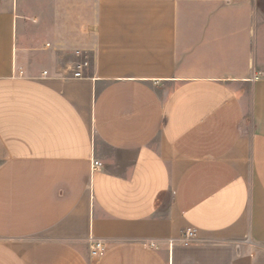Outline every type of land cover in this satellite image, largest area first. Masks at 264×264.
<instances>
[{
    "label": "crops",
    "instance_id": "crops-1",
    "mask_svg": "<svg viewBox=\"0 0 264 264\" xmlns=\"http://www.w3.org/2000/svg\"><path fill=\"white\" fill-rule=\"evenodd\" d=\"M20 7L0 2V264H264V0Z\"/></svg>",
    "mask_w": 264,
    "mask_h": 264
},
{
    "label": "built area",
    "instance_id": "built-area-1",
    "mask_svg": "<svg viewBox=\"0 0 264 264\" xmlns=\"http://www.w3.org/2000/svg\"><path fill=\"white\" fill-rule=\"evenodd\" d=\"M2 1H13L15 2L16 0H0ZM76 55L78 58H81L83 56V52L81 50L76 51ZM89 66V61L87 58H81V61L76 65V72H75V77L81 78L83 77V70L86 69ZM101 164L97 161L93 163V167H98ZM199 233L198 229L194 227L187 228L184 231L183 234V243L185 244H190L198 240ZM170 245H173V242H171ZM105 251V246L103 242L101 241H96L92 244L91 246V254L93 257H99L103 252Z\"/></svg>",
    "mask_w": 264,
    "mask_h": 264
},
{
    "label": "rangeland",
    "instance_id": "rangeland-1",
    "mask_svg": "<svg viewBox=\"0 0 264 264\" xmlns=\"http://www.w3.org/2000/svg\"><path fill=\"white\" fill-rule=\"evenodd\" d=\"M32 1L33 0H19V8H20V10H21L20 6H22V5L29 6L30 3L32 4ZM20 38H21V36H20V33H19V41H20ZM19 45H20V42H19Z\"/></svg>",
    "mask_w": 264,
    "mask_h": 264
}]
</instances>
